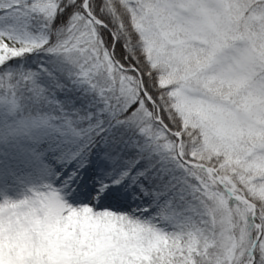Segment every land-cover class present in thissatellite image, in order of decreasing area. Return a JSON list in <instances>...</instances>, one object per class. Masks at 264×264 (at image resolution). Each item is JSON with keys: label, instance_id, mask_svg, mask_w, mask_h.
I'll list each match as a JSON object with an SVG mask.
<instances>
[{"label": "snow or ice", "instance_id": "1", "mask_svg": "<svg viewBox=\"0 0 264 264\" xmlns=\"http://www.w3.org/2000/svg\"><path fill=\"white\" fill-rule=\"evenodd\" d=\"M10 141L0 264H264V0H0Z\"/></svg>", "mask_w": 264, "mask_h": 264}, {"label": "rangeland", "instance_id": "2", "mask_svg": "<svg viewBox=\"0 0 264 264\" xmlns=\"http://www.w3.org/2000/svg\"><path fill=\"white\" fill-rule=\"evenodd\" d=\"M14 141H10L9 144H5L3 142H0V160L5 161L6 165H2L0 167V187H3L4 185H12L14 183V180H27V175H26V170L17 167L15 162L12 159V152L13 149L11 147L12 144H14ZM14 170L15 171V176L9 175V171ZM14 190L9 189L8 195L15 199L17 194H13ZM19 197V195H18ZM17 197V198H18ZM3 197L0 196V200H2Z\"/></svg>", "mask_w": 264, "mask_h": 264}, {"label": "bare ground", "instance_id": "3", "mask_svg": "<svg viewBox=\"0 0 264 264\" xmlns=\"http://www.w3.org/2000/svg\"><path fill=\"white\" fill-rule=\"evenodd\" d=\"M2 165L4 166V165H6V163H5V161L0 160V167H2ZM13 180H14V183H12V184H15L17 181L16 178ZM20 191H21V189H20L19 185H17V187L15 188L14 193H13V194H17L16 198L18 197V195H19L18 198H21L20 197Z\"/></svg>", "mask_w": 264, "mask_h": 264}]
</instances>
